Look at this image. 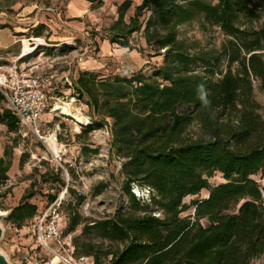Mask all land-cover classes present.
<instances>
[{
	"label": "trees",
	"instance_id": "16d2710c",
	"mask_svg": "<svg viewBox=\"0 0 264 264\" xmlns=\"http://www.w3.org/2000/svg\"><path fill=\"white\" fill-rule=\"evenodd\" d=\"M130 4L121 7L111 40L128 47V37L142 27L143 11L151 10L144 32L157 51L166 49L159 71L166 83L142 73L112 80L80 75L79 95H88L96 109L103 97L114 119L113 148L125 159L129 207L92 221L74 212L66 232L83 226L74 239L76 251L95 264H252L264 256V188L253 178L264 170V116L254 95L256 83L264 93V0H144L124 27ZM198 15L227 36L220 56L191 53L178 40V26ZM223 59L227 66L219 69ZM0 124L15 133L21 128L9 108L0 109ZM194 124L199 133L185 139ZM11 164L6 153L2 177ZM215 172L225 182L212 187ZM135 186L148 188L150 200ZM205 189L206 198L184 202ZM33 195H24L5 220L22 228L35 218ZM191 206L195 214L183 217Z\"/></svg>",
	"mask_w": 264,
	"mask_h": 264
},
{
	"label": "rangeland",
	"instance_id": "374dc122",
	"mask_svg": "<svg viewBox=\"0 0 264 264\" xmlns=\"http://www.w3.org/2000/svg\"><path fill=\"white\" fill-rule=\"evenodd\" d=\"M127 1L131 4L124 14V27L131 23L144 0H0V13H4L6 23L13 21L14 36L20 41L15 50L22 52L26 39L32 43L31 40L41 38L47 43L39 45L28 58L42 67H54L57 88L49 94L51 107L69 102L74 113H80L90 122L77 124L60 111L48 110L44 117L46 134L49 138L54 135L58 138L57 144L49 148L22 126L15 133L0 124V159L6 153L12 155L10 170L5 177L0 175V212H11L28 192L34 193L30 201L38 207L37 216L22 228L5 219L2 222L4 234L0 253L12 264H95L92 256H80L76 251L74 239L81 234L83 226L67 233V223L74 212L92 221L109 218L119 209L129 207L125 178L121 173L125 159L113 148L114 119L103 106V97L100 107L92 108L88 95L80 96L75 86L83 72L94 73L102 80L130 78L142 73L166 83L159 74L165 64L166 49L157 51V46L148 42L144 32L151 10L143 11L142 27L128 37V47L111 40L117 34L116 25L120 24V9ZM38 27H41V37L34 34ZM177 37L191 53L204 50L215 56H220L228 39L218 26L207 23L203 15L179 25ZM33 44L36 46L35 41ZM3 61L0 62L1 71H6L14 60ZM226 66L223 59L219 69ZM254 95L264 116V93L259 83L255 84ZM2 108H9L5 98L0 99ZM198 133L199 126L194 124L184 138L195 137ZM59 148L61 152L56 158ZM253 178L264 188V170ZM223 182L225 179L220 172L210 178L212 187ZM133 190L146 201L152 197L148 188L135 186ZM208 194L209 190L205 189L197 196L186 197L184 202L190 205L194 199L206 198ZM53 195L64 202L61 205L64 234L60 241L43 242L39 218L53 202L50 198ZM194 214L195 208L191 206L182 216ZM104 261L109 264L108 260ZM252 264H264V256Z\"/></svg>",
	"mask_w": 264,
	"mask_h": 264
},
{
	"label": "built area",
	"instance_id": "2783aa9c",
	"mask_svg": "<svg viewBox=\"0 0 264 264\" xmlns=\"http://www.w3.org/2000/svg\"><path fill=\"white\" fill-rule=\"evenodd\" d=\"M31 41V45H34V40ZM1 70L2 67H0V91L9 109L18 116L21 126L38 137L47 148L57 144V136L49 138L46 134L44 120L48 110L55 111V107H51L52 97H49L51 91L57 88L55 85L57 74L54 67L52 65L42 67L40 63L31 62L28 55H24L22 51L11 62L8 70ZM60 152L61 149L55 154L56 158L59 157ZM61 205L62 201L58 197L39 218L38 228L43 242L60 241L63 237Z\"/></svg>",
	"mask_w": 264,
	"mask_h": 264
},
{
	"label": "crops",
	"instance_id": "0c3cea01",
	"mask_svg": "<svg viewBox=\"0 0 264 264\" xmlns=\"http://www.w3.org/2000/svg\"><path fill=\"white\" fill-rule=\"evenodd\" d=\"M3 14L4 13H0V62L8 59L15 60V58L21 53L20 49L15 50L16 44L20 41H17L16 36H14L15 32L12 30V26L14 25L13 21H8V23H6V17H4ZM18 29H21V27ZM4 54H6V57ZM7 56H9V58Z\"/></svg>",
	"mask_w": 264,
	"mask_h": 264
},
{
	"label": "bare ground",
	"instance_id": "6f19581e",
	"mask_svg": "<svg viewBox=\"0 0 264 264\" xmlns=\"http://www.w3.org/2000/svg\"><path fill=\"white\" fill-rule=\"evenodd\" d=\"M36 46L31 45L29 40H24V45H23V54L24 55H29L32 52H35L37 47L39 45H47V43L43 39H34ZM71 103L65 102L62 104H57L55 107V111H60L62 115L72 119L75 123L77 124H89L88 120L84 118L80 113H74L71 108H70ZM72 107V106H71ZM74 109V108H73Z\"/></svg>",
	"mask_w": 264,
	"mask_h": 264
},
{
	"label": "water",
	"instance_id": "95a60500",
	"mask_svg": "<svg viewBox=\"0 0 264 264\" xmlns=\"http://www.w3.org/2000/svg\"><path fill=\"white\" fill-rule=\"evenodd\" d=\"M10 212H0V241L3 238L4 229L2 222L5 218L9 216ZM0 264H12L5 255L0 253Z\"/></svg>",
	"mask_w": 264,
	"mask_h": 264
}]
</instances>
